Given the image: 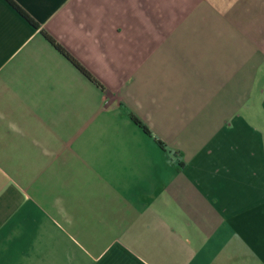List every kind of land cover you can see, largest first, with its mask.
Masks as SVG:
<instances>
[{
    "label": "crops",
    "instance_id": "1",
    "mask_svg": "<svg viewBox=\"0 0 264 264\" xmlns=\"http://www.w3.org/2000/svg\"><path fill=\"white\" fill-rule=\"evenodd\" d=\"M11 1L0 264H264V0Z\"/></svg>",
    "mask_w": 264,
    "mask_h": 264
},
{
    "label": "trees",
    "instance_id": "2",
    "mask_svg": "<svg viewBox=\"0 0 264 264\" xmlns=\"http://www.w3.org/2000/svg\"><path fill=\"white\" fill-rule=\"evenodd\" d=\"M21 18H23L31 27L37 28V25L11 0H4ZM39 34L47 41V43L59 53L67 62L71 64L85 79L90 83L102 89L98 81L89 73L85 68H83L61 45H59L51 36L41 29H38ZM128 119L140 129L141 132L149 134L146 126L132 113L127 112ZM155 142L160 146V142L155 140Z\"/></svg>",
    "mask_w": 264,
    "mask_h": 264
}]
</instances>
